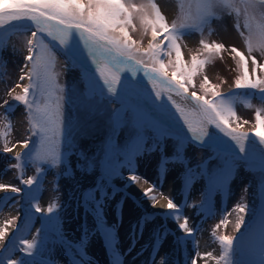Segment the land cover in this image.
Here are the masks:
<instances>
[{
    "label": "rangeland",
    "instance_id": "374dc122",
    "mask_svg": "<svg viewBox=\"0 0 264 264\" xmlns=\"http://www.w3.org/2000/svg\"><path fill=\"white\" fill-rule=\"evenodd\" d=\"M131 2L138 4L142 0H131ZM154 2L158 4L162 14L163 10L166 11L167 17L163 15L169 24L181 18L190 23L189 16L194 9L186 6L187 0H154ZM133 25L136 30L133 31L130 26L129 35L139 40L142 48H147L151 39L150 29L147 34H142L140 22L135 18ZM33 30H35L34 25L28 20L12 21L0 28V37L7 41L0 44V104H3L5 99L9 100V106L0 108V117H7L0 119V133L7 132V136H0V183L22 189L18 194L12 193L10 189L0 190V230H5L7 233L4 241L0 242V264L9 258L32 259L19 251L22 247L19 241L21 239L31 241L33 237H38L40 254L37 259L46 264H114L118 258L117 255L113 256L112 249L105 245L102 234L97 230L94 215L91 211H86L84 206V194L91 189H96L98 182L108 193L103 203L106 226L109 228L114 225L121 226L131 221L124 232V237L129 234L133 238L129 241V246L126 245L128 247L124 252H119L120 247H116L118 242H122L123 237L115 239V250L119 254L125 255L132 252V249L136 247L135 243L141 241L145 245L143 250L132 252L136 259L145 255L146 261L150 255L149 251L145 252L148 248L152 250V255L158 259L159 264H183L187 257L190 260L194 258L192 255L194 251L197 264H216V260L204 255L212 252L214 257H218L222 252L219 242L213 236L215 231L216 236L232 235L234 237L232 252L234 264H261L264 256L251 247L249 232L257 216L264 209V170L250 166L244 159H238L245 154L239 152L234 141L214 127H210V132L219 137L222 143L201 147L192 142L191 133H188L187 127L179 118V113H176L175 108L167 100V96H162L161 99L167 103L172 116L164 118V123L173 135L163 139V152L159 147L156 151L145 150L143 154L135 157L130 167L127 166L124 153L137 137L133 113L128 106L141 107L153 118H159V113L143 96L135 94L121 100L107 94L105 90L104 98L99 96L89 98L86 95L88 89L81 70L71 67L58 44L46 35H43V39L56 53L58 65L55 70L61 73L57 82L62 83L65 88L64 122L65 127L71 124L70 134L74 147L69 149L62 137L60 151L61 153L70 152V154L57 167H52L50 164L40 165L39 190L36 191V186H33L37 199L32 200L26 195L28 186L22 184L21 179L38 175L36 165L31 159L38 137L31 135V125L25 105L11 100L7 92L14 89L15 93L19 94L21 89L16 88V84L28 83L27 78L23 83L24 80L21 81L19 77L23 74L21 68L27 63L24 60V57L28 55L25 38L30 36ZM180 32L182 61L189 67L193 55H197L201 60L207 58V54L201 53L202 38L208 43L224 45L225 50H221L218 54L213 53L210 58H207L204 66L197 69L192 77L193 84L188 86L189 92L196 91L198 95L203 94L200 84L206 76L211 85L219 86L218 90L221 93H232L250 101L251 107H246L239 102L235 104L239 119L235 123L230 120L229 123L231 127L240 124L239 130L249 134L248 140L245 141L246 149L251 150L258 162L264 158V146L259 144L258 138L253 133L256 131L257 111L259 110L264 116V98H262L264 94H261L258 89L234 88L235 79L242 74V69L237 63L239 58L233 59L234 54L230 50L236 47L248 58L250 76L252 75L250 57L254 56L258 64H264V54L255 50V42L254 50L249 53L248 45L245 43L249 30L244 27L242 11L239 16L235 11H220L217 17L211 18L210 24L204 28L203 32L193 28L180 29ZM241 32L244 36L240 35ZM77 39L75 37V41ZM158 39H163V35ZM80 49L87 58V51L82 47ZM163 59L167 64L168 57ZM172 59H175L174 53ZM87 62L92 65L91 60ZM173 70V68H167L169 74ZM92 73L95 74L93 71ZM125 76L134 83L138 82L142 86V91L150 94L155 100L152 85L142 72H138L135 78L130 73H122V80ZM256 77L264 78V72H261L259 68H257ZM252 78L255 79V77ZM96 79L99 80V77L96 76ZM172 95L177 103H181L179 97H175L174 93ZM69 100L71 102H68ZM120 108L126 109L124 121L113 133L112 115L116 109ZM5 124H10V129L5 128ZM177 130L182 131L189 138L182 149L186 163L171 160L177 155L179 146L175 138ZM260 130L264 131V128ZM110 136L115 142L117 151L108 163L123 166L119 167L118 175L105 178V146ZM143 137L145 149H151L154 143H159L156 132L152 128L145 127ZM29 138L32 145L29 149H24L21 144ZM5 142L8 147L19 144L20 148L17 152L13 149L12 152L4 153L2 149ZM18 152L21 153L19 161L21 169L10 167L17 163L15 156ZM162 156L169 158V162L163 168L160 167ZM229 162H232L234 167L227 188L223 191L210 192V180L214 173L224 168ZM89 163L92 165L90 169ZM187 169H193L195 175L190 185L185 183ZM131 175H137L139 180L129 181L127 178ZM126 185H136L139 194L128 193ZM170 185L175 186L173 190H169ZM150 187H153V191L149 195L154 196L155 201L144 195V191ZM95 197L97 200L100 199L99 191L95 192ZM164 197L173 199L174 203L179 205L180 220H176L167 212L164 207L167 200ZM202 202L207 205L204 211H201L199 207ZM52 203L57 205L54 213L35 212L34 205L38 204L41 209H46ZM156 203L160 204L162 209L151 210V206ZM238 203L245 204L246 211L242 214L244 223L236 231L234 225L237 213L234 209ZM88 206L95 207L91 201ZM208 208L211 209V214ZM230 213L236 215L232 218V223L227 222L216 228V225L225 217L228 221ZM46 215L57 217V219L46 220ZM145 216H150L151 219L143 222L141 230V221ZM185 216L189 218V226L196 229L193 237H186L178 227ZM38 230L41 231L38 232ZM157 235L162 239L158 240Z\"/></svg>",
    "mask_w": 264,
    "mask_h": 264
},
{
    "label": "snow or ice",
    "instance_id": "6c2138e0",
    "mask_svg": "<svg viewBox=\"0 0 264 264\" xmlns=\"http://www.w3.org/2000/svg\"><path fill=\"white\" fill-rule=\"evenodd\" d=\"M186 6L189 9H194V12L189 16L190 23L181 18L173 20L169 24L154 0H142L138 4L131 0H0V28L9 22L22 20L32 22L35 27V30L31 31V35L25 38L28 55L24 57V60L27 63L21 68L23 74L19 77L21 81L27 78L28 83L16 84L15 87L21 89L19 94L15 93L14 89L7 92L11 100L25 105L31 125V135L38 137L36 147L31 153V159L36 165L38 175L21 179V183L28 186L26 192L28 197L32 200L37 199L33 186H36V191L39 190L40 165L50 164L52 167H57L70 154V152L61 153V138L63 137L64 143L69 149L74 147L70 134L71 124L65 127L64 122L66 95L64 85L57 82L61 73L55 70L58 65L56 53L52 46L43 39V35L58 44L71 67L81 70L88 89L86 95L89 98L93 96L104 98L105 90L107 94L121 100L135 94L143 96L159 113V118H153L141 107L128 106L133 113L137 137L124 153L127 166L130 167L135 157L143 154L145 150L156 151L159 147L163 152V139L173 135V132L164 123V118L172 116L167 103L161 99L162 96H167V100L175 108L176 113H179V118L187 127L188 133H191L192 142L201 147L222 143L219 137L209 131L210 127H214L234 141L239 152L245 154L238 159H244L250 166L264 170V158L257 162L251 150L246 149L245 141L248 140L249 134L239 130L240 124L231 127L229 123L230 120L235 123L239 119L236 115L235 104L239 102L246 107H251L250 101L232 93H221L218 90L219 86L211 85L206 76L200 84L203 94L198 95L196 91L189 92L188 86L193 84L192 77L196 74L197 69L202 68L207 62V58H210L213 53L218 54L221 50H225L224 45L208 43L206 39L202 38L200 40L201 53L207 54V58L201 60L197 55H193L190 67L182 61L180 46V29L193 28L203 32L204 28L210 24L211 18L217 17L220 11H235L238 16L242 11L244 27L249 30V35L245 37L249 53L254 50L255 42V50L264 54V0H187ZM134 18L139 20L142 34H147L150 29L151 39L147 48H142L140 41L129 35L128 28L130 26L133 31L136 30L133 25ZM161 35H163V39H158ZM240 35L244 36V33L241 32ZM76 36L79 37V42L83 43L84 50L87 51V58L84 57L79 43L75 41ZM4 43L7 41L0 37V44ZM230 51L234 54L233 59L239 58L237 63L242 69V74L235 79L234 88L258 89L261 94H264V78L256 77L257 68L264 72V64H258L256 58L251 56L252 75L250 76L248 58L236 47H232ZM173 53L174 60L172 59ZM163 57H168L167 64ZM88 60H91L92 65L96 66L95 74L92 73ZM169 67L174 69L171 74L167 71ZM125 72L130 73L133 78L138 72H142L152 85L155 100L150 94L142 91V86L138 82L134 83L127 76L122 80L121 74ZM96 76L99 77V80L96 79ZM173 93L175 97L180 98L181 103H177L173 98ZM156 101H160V103L157 104ZM5 106H9L7 99L3 101V104H0V108ZM125 110V108H120L113 112V133L123 123ZM6 118V116L0 117V119ZM244 122L247 123V121ZM4 127L10 129V124H5ZM145 127L152 128L159 141V143H154L151 149L144 147L143 130ZM262 128H264V116L258 110L255 116L256 131L253 135L258 138L259 144L264 146V131L260 130ZM0 136H7V132L0 133ZM175 138L179 142V146L177 155L171 160L186 163L182 149L189 138L179 130L175 133ZM29 145L30 138L25 139L21 144L24 149H29ZM14 147L15 145L8 147L5 142L2 150L4 153H9ZM116 151L115 142L110 136L105 146V178L118 175L119 167L123 166H114L108 163ZM15 160L17 163L10 167L21 169L22 166L19 163L21 153L16 154ZM168 162L169 158L162 156L160 167H165ZM91 166L89 163V169ZM233 167V163L229 162L224 168L214 173L210 180V192L223 191L227 188ZM194 178V170L187 169L185 183L190 185ZM127 179L136 182L139 177L131 175ZM153 187L146 189L144 195L155 201V197L149 195L153 191ZM3 189H10L12 193L17 194L22 191L21 188L14 185L0 183V190ZM96 191L100 192L99 200L95 197ZM107 195V191L98 182L96 189H91L84 194V206L86 211H91L94 215L97 230L102 234L105 245L112 249L114 256L119 255L115 250V225L111 228L106 226L103 212L104 198ZM164 198L167 200L164 206L167 212L173 215L176 220H180L179 205L174 203L171 198ZM89 201L94 204V208H89ZM189 206L194 207V205ZM199 207L201 211H204L207 205L202 202ZM34 208L36 213L43 211L51 214L54 213L57 205L52 203L46 209H41L36 204ZM207 210L211 214V209ZM234 211L237 213L234 230L238 231L244 223L242 214L246 211V205L238 203ZM45 219L54 220L57 217L46 215ZM149 219H151L150 216L142 218L141 230L143 222ZM227 222V217H225L216 225V228L227 224ZM178 227L186 237H193L196 231L195 228L189 226V218L186 216L183 217V221L178 224ZM6 235L5 230H0V242L4 241ZM213 236L219 242L222 252L218 257H214L212 252H207L204 255L216 260V264H234L232 259L234 237L232 235L216 236L215 231H213ZM157 239H162V237L157 235ZM19 243L22 245L19 251L32 259L9 258L2 264H46V262L37 259L40 254L38 237H33L31 241L21 239ZM249 243L261 256H264V209L261 210L250 229ZM197 255L200 254L197 253ZM191 264H197L196 259L193 258ZM261 264H264V260L261 261Z\"/></svg>",
    "mask_w": 264,
    "mask_h": 264
},
{
    "label": "bare ground",
    "instance_id": "6f19581e",
    "mask_svg": "<svg viewBox=\"0 0 264 264\" xmlns=\"http://www.w3.org/2000/svg\"><path fill=\"white\" fill-rule=\"evenodd\" d=\"M163 14L167 17V15H166L167 13H166L165 10H163ZM76 37L78 38L76 41L79 43V47L84 48L83 43L79 42V37L78 36H76ZM89 66H90L91 70L95 73V67L96 66L95 65H90V64H89ZM23 83H25V80H24ZM118 92H119V86H118ZM209 131H210V128H209ZM19 148H20L19 144L15 145V147L13 148L14 152H17L19 150ZM174 187H173V185H170L169 190L170 189L173 190ZM127 192L130 193V194H133V195H138L139 194V190L136 187V185L127 186ZM161 207L162 206H160V204L156 203L155 206H153V205L151 206V210L158 211V210L162 209ZM235 216L236 215L230 213V217L228 219V223L231 224L232 223L231 220ZM113 222H115V221L113 220ZM130 222H127L125 224H121V226H116L115 225V237H116V239H118L119 237H121V238L123 237L122 238V242L121 243L118 242V245H116V247H120V249L118 250L119 252H122V251L124 252L125 248L129 246V243H130L129 241L133 238V236H129V234H127V236L125 235V237H124V232L126 231L128 226H130ZM181 236H178V237L180 238ZM183 236H184V234H183ZM126 245H128V246H126ZM135 246H134L135 249H132V252H140L141 250H143L145 245L143 244V242L139 241V242L135 243ZM148 251H149L150 255H149V257H148V259L146 261H145V257H144L145 255L143 257L140 256L139 258L136 259V258L133 257V253L129 252V253L125 254V255H122L121 253H120L121 255L120 254L117 255L118 258H117V260H116V262L114 264H147V263L148 264H159L160 262L158 261V259L155 258L154 255H152V250L146 248L145 252H148ZM192 255H194V258H195V255H196L195 251L192 253ZM184 261H185V263H183V264H190V262H191L190 258H188V257Z\"/></svg>",
    "mask_w": 264,
    "mask_h": 264
},
{
    "label": "trees",
    "instance_id": "16d2710c",
    "mask_svg": "<svg viewBox=\"0 0 264 264\" xmlns=\"http://www.w3.org/2000/svg\"><path fill=\"white\" fill-rule=\"evenodd\" d=\"M31 145V144H30ZM105 187H107V185L105 184Z\"/></svg>",
    "mask_w": 264,
    "mask_h": 264
}]
</instances>
